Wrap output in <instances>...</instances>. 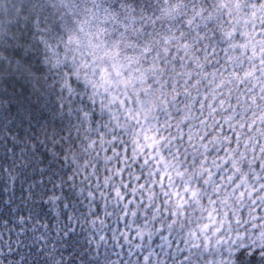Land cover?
Returning <instances> with one entry per match:
<instances>
[{"label": "snow or ice", "instance_id": "snow-or-ice-1", "mask_svg": "<svg viewBox=\"0 0 264 264\" xmlns=\"http://www.w3.org/2000/svg\"><path fill=\"white\" fill-rule=\"evenodd\" d=\"M0 264H264V0H0Z\"/></svg>", "mask_w": 264, "mask_h": 264}]
</instances>
